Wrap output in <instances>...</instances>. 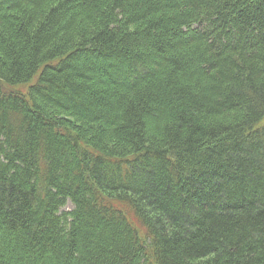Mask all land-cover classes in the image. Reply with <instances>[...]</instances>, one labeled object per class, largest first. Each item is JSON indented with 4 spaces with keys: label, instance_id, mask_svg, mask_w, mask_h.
<instances>
[{
    "label": "trees",
    "instance_id": "trees-1",
    "mask_svg": "<svg viewBox=\"0 0 264 264\" xmlns=\"http://www.w3.org/2000/svg\"><path fill=\"white\" fill-rule=\"evenodd\" d=\"M0 264H264V0H0Z\"/></svg>",
    "mask_w": 264,
    "mask_h": 264
},
{
    "label": "rangeland",
    "instance_id": "rangeland-1",
    "mask_svg": "<svg viewBox=\"0 0 264 264\" xmlns=\"http://www.w3.org/2000/svg\"><path fill=\"white\" fill-rule=\"evenodd\" d=\"M70 207H71V204L68 205V208H70Z\"/></svg>",
    "mask_w": 264,
    "mask_h": 264
}]
</instances>
